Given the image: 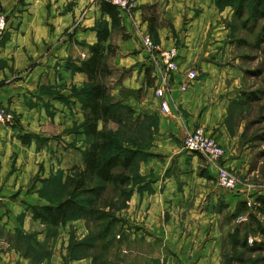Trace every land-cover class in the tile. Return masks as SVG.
I'll return each mask as SVG.
<instances>
[{
	"label": "rangeland",
	"instance_id": "1",
	"mask_svg": "<svg viewBox=\"0 0 264 264\" xmlns=\"http://www.w3.org/2000/svg\"><path fill=\"white\" fill-rule=\"evenodd\" d=\"M86 2L88 11L94 15L89 9L100 0ZM141 8L148 16L150 11L146 10V5ZM251 8L248 4L243 17L237 18L232 7H223L216 0H208L202 6L199 4L197 9L204 18L191 25L198 33L196 30L188 32L185 20H180L179 31L174 32L177 50L182 47V54H187L191 51L186 49L200 43V51L190 53L196 56L195 64L199 68L200 63L209 61L226 67L219 69L226 73L221 74L224 78L221 87L233 85L232 90H235L233 99L214 113L217 124L213 126L221 127L230 137L228 146L224 147L228 154L233 153L237 164L225 167L237 178L235 190H226L227 193L221 188L217 180L205 171L211 165L203 156L191 152L200 160L196 173L206 178L205 183H198L201 187H211L212 199L209 195L188 197L182 210L181 205L178 208L173 204L172 198H166L163 202L158 200L161 207L152 209L148 197L155 192V188L150 187L154 172L152 167L146 168L145 163L158 140L160 120L155 113H146L151 86L144 84L147 78L145 74L142 76V63L130 67L115 64L116 55L122 53L119 44H125L129 39L121 24L111 30L109 42L116 49L107 58L112 74L105 82L111 100L119 108L122 122L106 125L112 139L107 154L132 148L134 144L141 148L143 154L130 169L132 179L128 185L113 187L103 184L100 196L96 197L97 213L94 216L75 214L65 224L53 229L41 222V230L45 233L41 240L36 239L38 231L25 230L23 226L16 228L11 239L19 244L22 256L31 258L33 264H69L71 260L85 257L90 259V264H264V216L250 211L256 215L261 227L255 233L250 227L248 213L239 214L237 211L239 202L247 201L248 205H253L256 196L264 195V32L261 33L264 18L257 19ZM102 20L111 26L110 17L100 13L94 22V30ZM163 24L173 27L167 20ZM133 71L136 81L142 76L141 87L123 85L122 81L132 76ZM199 73L200 77L205 75L201 70ZM117 85L119 87L114 93ZM45 87L48 93L51 92L49 86ZM212 87L217 85L212 84ZM75 90L78 88L73 86L71 92ZM84 142L87 148L91 138L85 135ZM32 168L29 169V178L24 181L28 188L41 183L43 195L54 202L69 195L70 189L63 180L71 168L65 174L58 171L43 178L39 175L43 164ZM36 168L37 172L34 171ZM211 171H215L213 166ZM59 173L62 175L57 177ZM93 185L99 188L100 184ZM134 192L146 197L145 208H141L138 202L131 207ZM41 194L39 196L48 203ZM74 198L90 208L85 203L91 198L89 194H76ZM197 198L200 199L198 202ZM196 202L197 212L192 210ZM30 212L33 214L32 206ZM17 219L22 223L24 215L18 214ZM4 236L0 231V254L11 251V242Z\"/></svg>",
	"mask_w": 264,
	"mask_h": 264
},
{
	"label": "crops",
	"instance_id": "2",
	"mask_svg": "<svg viewBox=\"0 0 264 264\" xmlns=\"http://www.w3.org/2000/svg\"><path fill=\"white\" fill-rule=\"evenodd\" d=\"M207 1L138 0L133 18L125 14L120 16L129 39L125 44H119L122 53L116 55L115 64L130 67L142 63V76L147 68H151L153 84L148 89L151 95L146 113H155L160 120L158 140L145 163L146 168L152 167L154 172L150 187L155 188V192L148 197L152 209L161 207L159 201L166 198H172L173 204L178 208L181 205L183 210L188 197H213L211 187L199 185L206 180L205 176L196 173L200 160L183 148L182 140L188 130L201 125L223 146H228L230 137L221 127L213 128L217 124L214 113L236 94L232 90L233 85L221 87L224 83L221 74L226 73L219 69L226 67L209 61L200 63L199 68L195 64L196 56L190 53L200 51V43L186 49L191 51L187 54H182V47H178L180 70L194 66L198 73L201 70L205 75L200 77L199 73L189 89L181 93L178 89L181 75L175 74L172 97L180 114L162 113L160 100L152 94L155 70L138 31L148 32V22L143 19L141 7L146 5V10L149 6L155 9L158 44L161 48H170L175 46L174 32L179 31L180 20L188 22V32L195 31L191 25L204 18L203 13H197L198 6ZM86 5V0H0V12L8 20L7 30L0 35V104L8 106L16 114L12 125H0V231L11 242V251L0 254V264H33L31 258L20 254L19 244L11 239L16 228L23 226L25 230L38 231V240L45 236L41 221L32 217L30 206L48 203L39 196L41 183L29 188L24 184L29 178L30 167L43 164L39 170L43 178L58 171L65 174L73 166L83 163L81 151L85 149V134L80 127L84 119L83 109L71 88H81L86 75L74 71L70 64L78 65L90 55L89 46L97 41L93 25L102 13L101 2L90 7L94 15ZM166 20L171 22L172 28L163 24ZM228 73L231 74L230 71ZM142 76L136 81L134 72L122 83L128 87L134 84L141 87ZM144 84L147 87V80ZM212 84L217 87L211 88ZM45 86H49L51 92L48 93ZM118 87L114 88V93ZM20 135L29 136L26 137L29 141L23 142ZM227 154L222 162L233 167L237 159L232 152ZM207 168L206 173L216 180V169L213 172L211 166ZM34 171L37 172L38 168ZM136 202L141 208L146 207V197L134 192L131 207ZM197 202L192 210L196 211ZM207 203L206 200V206ZM18 214L24 215L22 223L17 219ZM51 260L54 262V257ZM69 264H90V259H74Z\"/></svg>",
	"mask_w": 264,
	"mask_h": 264
},
{
	"label": "trees",
	"instance_id": "3",
	"mask_svg": "<svg viewBox=\"0 0 264 264\" xmlns=\"http://www.w3.org/2000/svg\"><path fill=\"white\" fill-rule=\"evenodd\" d=\"M216 2L223 7H232L237 18L243 17L248 4L252 7V14L257 19L264 18V0H216ZM147 10L150 12L148 16L144 14L143 19L148 22V34L154 42L158 43L156 37L158 16L152 6H149ZM101 12L103 15L110 17L111 26L103 20L98 22L95 27L97 41L89 46L90 55L80 61L78 65L70 64L74 71L82 72L86 75V83L82 88L75 90L73 95L82 104L84 119L80 127L84 134L91 138V142L82 152V165L73 166L70 169L71 172L63 180L64 185L70 189L69 195L54 202L52 199L48 200L43 195V191L39 189V194L42 193V197L48 201V204L32 206L33 218L40 219L41 222L52 227V229L65 224L75 214L87 213L89 216H94L97 213L95 208L96 197L100 196L103 184H109L113 187H125L128 185L130 179H132L130 169L143 154L137 144L126 150L107 154L112 139L109 138L106 125L109 122H122V117L118 112L119 108L111 100L110 90L105 82L106 78L112 74L107 58L113 55L116 49V46L109 42L111 30L121 25V18L117 8L108 2H101ZM263 32L264 28L261 30V33ZM145 76L147 77V85L152 86L153 80L150 78L151 68L145 70ZM100 125H102L101 128H99ZM26 137L29 136L20 135L23 142L29 141ZM145 155L143 158H145ZM61 175L62 173H59L57 177ZM94 183H99V188L93 185ZM82 193L91 196L85 202L90 206L88 209L85 204L74 198L76 194ZM251 210L264 216V195L256 196L253 205H248L247 201H242L238 204V213H248L250 227L256 233L257 229H261V227L255 218L256 215L253 216L250 212ZM102 215L105 216V214Z\"/></svg>",
	"mask_w": 264,
	"mask_h": 264
},
{
	"label": "built area",
	"instance_id": "4",
	"mask_svg": "<svg viewBox=\"0 0 264 264\" xmlns=\"http://www.w3.org/2000/svg\"><path fill=\"white\" fill-rule=\"evenodd\" d=\"M100 2H108L114 5L120 16L124 14L133 18L134 11L138 6V0H100ZM7 28V18L4 14H0V35ZM141 43L148 52L153 66L154 73V96L160 100V111L164 114H180L179 109L172 97V88L174 86V75L179 73L181 80L178 89L181 93L186 92L198 76V70L194 66H189L185 70H180L178 63V50L176 47L161 48L154 42L148 32L139 30ZM174 106L175 108H173ZM16 116L12 109L8 106L0 104V125H12ZM184 148L190 152L199 154L216 169L217 184L229 191L235 190L237 186V178L223 164V158L226 155V148L216 140L212 135L198 125L188 130L183 138Z\"/></svg>",
	"mask_w": 264,
	"mask_h": 264
}]
</instances>
